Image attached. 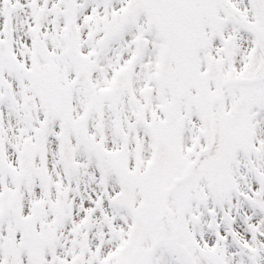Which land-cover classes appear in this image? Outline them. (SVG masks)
Masks as SVG:
<instances>
[{
    "label": "snow or ice",
    "instance_id": "snow-or-ice-1",
    "mask_svg": "<svg viewBox=\"0 0 264 264\" xmlns=\"http://www.w3.org/2000/svg\"><path fill=\"white\" fill-rule=\"evenodd\" d=\"M0 264H264V0H0Z\"/></svg>",
    "mask_w": 264,
    "mask_h": 264
}]
</instances>
